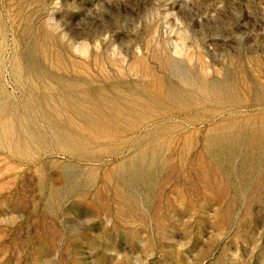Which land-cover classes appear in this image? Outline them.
I'll return each mask as SVG.
<instances>
[{"label": "rangeland", "instance_id": "1", "mask_svg": "<svg viewBox=\"0 0 264 264\" xmlns=\"http://www.w3.org/2000/svg\"><path fill=\"white\" fill-rule=\"evenodd\" d=\"M0 264H264V0H0Z\"/></svg>", "mask_w": 264, "mask_h": 264}]
</instances>
